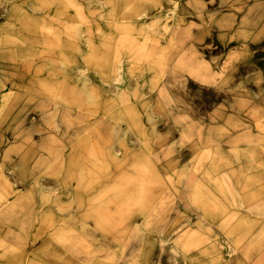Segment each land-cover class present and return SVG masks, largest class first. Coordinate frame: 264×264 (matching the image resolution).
Here are the masks:
<instances>
[{
    "label": "rangeland",
    "instance_id": "obj_1",
    "mask_svg": "<svg viewBox=\"0 0 264 264\" xmlns=\"http://www.w3.org/2000/svg\"><path fill=\"white\" fill-rule=\"evenodd\" d=\"M0 264H264V0H0Z\"/></svg>",
    "mask_w": 264,
    "mask_h": 264
},
{
    "label": "crops",
    "instance_id": "obj_2",
    "mask_svg": "<svg viewBox=\"0 0 264 264\" xmlns=\"http://www.w3.org/2000/svg\"><path fill=\"white\" fill-rule=\"evenodd\" d=\"M158 181H159V179H158Z\"/></svg>",
    "mask_w": 264,
    "mask_h": 264
}]
</instances>
